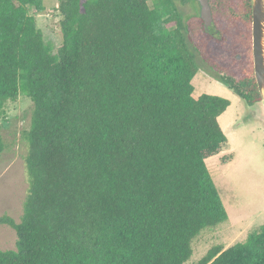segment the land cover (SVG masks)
Here are the masks:
<instances>
[{
  "label": "trees",
  "instance_id": "obj_1",
  "mask_svg": "<svg viewBox=\"0 0 264 264\" xmlns=\"http://www.w3.org/2000/svg\"><path fill=\"white\" fill-rule=\"evenodd\" d=\"M175 2L59 0L53 52L31 15L42 0H0V111L19 94L33 104L28 191L18 223L0 217L17 238L0 264H184L227 220L205 161L227 143L230 102L193 98L200 68ZM208 2L245 55L238 78L216 79L254 106L251 1ZM197 264H264V226Z\"/></svg>",
  "mask_w": 264,
  "mask_h": 264
},
{
  "label": "rangeland",
  "instance_id": "obj_2",
  "mask_svg": "<svg viewBox=\"0 0 264 264\" xmlns=\"http://www.w3.org/2000/svg\"><path fill=\"white\" fill-rule=\"evenodd\" d=\"M42 2L44 11L38 14L32 9L31 15L44 42L56 52L61 44L59 0ZM147 3L151 5V0ZM175 3L184 17L187 39L196 49L200 68L192 80L193 98L207 94L230 102L218 119L227 143L217 155L205 161L228 217L217 227L201 232L193 241L191 257L184 264H197L211 248L227 249L242 243L251 232L264 226V101L248 107L216 79L221 75L238 78L245 59L243 47L236 42L227 18L217 15L213 18V28L206 31L198 20L199 7L194 1L183 4L176 0ZM239 26L238 22L236 27ZM246 35L251 39V29L246 30ZM32 110L31 99L19 94L0 111V134L5 145L0 157V217L8 216L16 223L23 215L29 185L24 133L30 127ZM16 239L11 228L0 225V250H15Z\"/></svg>",
  "mask_w": 264,
  "mask_h": 264
},
{
  "label": "water",
  "instance_id": "obj_3",
  "mask_svg": "<svg viewBox=\"0 0 264 264\" xmlns=\"http://www.w3.org/2000/svg\"><path fill=\"white\" fill-rule=\"evenodd\" d=\"M204 29H212L213 17L208 0H195ZM251 1V52L255 82L264 101V0Z\"/></svg>",
  "mask_w": 264,
  "mask_h": 264
},
{
  "label": "flooded vegetation",
  "instance_id": "obj_4",
  "mask_svg": "<svg viewBox=\"0 0 264 264\" xmlns=\"http://www.w3.org/2000/svg\"><path fill=\"white\" fill-rule=\"evenodd\" d=\"M195 2L197 5H198V3L195 1V0H192V1H190V2ZM199 7V6H198ZM198 16H199V14H198ZM201 20V19H200ZM202 21V20H201ZM202 24H203V22H202ZM213 28V27H212Z\"/></svg>",
  "mask_w": 264,
  "mask_h": 264
}]
</instances>
